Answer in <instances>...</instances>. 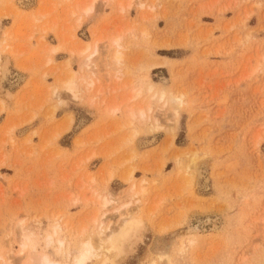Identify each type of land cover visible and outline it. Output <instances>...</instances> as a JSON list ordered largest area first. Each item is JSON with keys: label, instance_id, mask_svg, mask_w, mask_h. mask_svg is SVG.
Here are the masks:
<instances>
[{"label": "rangeland", "instance_id": "1", "mask_svg": "<svg viewBox=\"0 0 264 264\" xmlns=\"http://www.w3.org/2000/svg\"><path fill=\"white\" fill-rule=\"evenodd\" d=\"M23 221L56 260L264 264V0H0V264Z\"/></svg>", "mask_w": 264, "mask_h": 264}, {"label": "bare ground", "instance_id": "2", "mask_svg": "<svg viewBox=\"0 0 264 264\" xmlns=\"http://www.w3.org/2000/svg\"><path fill=\"white\" fill-rule=\"evenodd\" d=\"M16 10H18V9H16ZM91 10H92V5L84 7L83 10H82V14H84V16L86 15V17H87L89 14H91L90 13ZM93 35H94V33H93ZM111 45L112 46H117L118 45L117 39H114L111 42ZM85 49L87 50L88 46L85 47ZM86 50L82 51L81 53L85 52ZM118 58H119V52H116L115 56H114V59L118 60ZM89 64H90V56H87L84 64H82V65H84L83 68L86 67V66L88 67ZM90 78L91 77H89V79ZM89 79H88V82H91V79L90 80ZM84 80H85V77H84ZM87 87H89V86H87ZM65 88L70 93L74 94V92L76 91L75 90L76 89V84L72 80L68 81V83L66 84ZM130 112H132V111L130 110ZM24 222L25 221L20 222L19 226L17 227L16 239H15L16 240V244L18 246L17 261L19 263H20V261H23V264H66L67 259L70 260L71 257L73 256L72 259H71L73 264H84L86 262V260L89 259L90 256L94 255V254L91 253V251H94L95 248H92V247H91L92 249L89 248L90 245H92V244L86 242L88 245L90 244L88 246L84 242L83 243L80 242L81 244L79 243V245H78L80 248L77 249V251H79V253L77 255H75V256H74V254L72 255L71 252L69 250H67L68 249L67 248L62 254L63 256H61V257H65V259H61V260L60 259L59 260L53 259V258L49 257L47 254H45L44 252H40V251L37 250V248H36V242H37L36 235H34L31 231L27 230L24 227V224H27L26 222L25 223ZM123 225H124V227L122 229L120 227V232H116L118 234H116V233L113 234V235L116 234L115 236H113L112 234H109V233L106 232L107 234L104 233L105 234V237H104L105 239L104 240H103V238L102 239L99 238L100 240L98 239L100 241L99 244L105 245L106 248L100 247L101 245L99 246V244H98V246L100 248H102V249L107 250V251H112L113 253H117L118 255H121V253H120L121 252L120 251L121 246L123 245L124 242H126L128 240L129 235L135 229V224H134L133 221H126L125 224H123ZM134 237H136V236H134ZM51 240H52V236H48L46 238L47 245L51 242ZM56 242L59 245V248L57 247V249H56V253L60 254V252H61V250H62V248L64 246V241H63V239L59 238V239H56ZM164 259L166 260V258H164ZM3 262H6V261H3ZM152 264H154V263H152Z\"/></svg>", "mask_w": 264, "mask_h": 264}]
</instances>
